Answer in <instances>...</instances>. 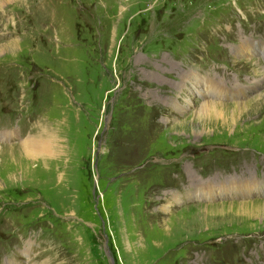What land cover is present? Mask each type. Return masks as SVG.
Segmentation results:
<instances>
[{"label":"rangeland","instance_id":"374dc122","mask_svg":"<svg viewBox=\"0 0 264 264\" xmlns=\"http://www.w3.org/2000/svg\"><path fill=\"white\" fill-rule=\"evenodd\" d=\"M1 5L0 264H264V0Z\"/></svg>","mask_w":264,"mask_h":264},{"label":"bare ground","instance_id":"6f19581e","mask_svg":"<svg viewBox=\"0 0 264 264\" xmlns=\"http://www.w3.org/2000/svg\"><path fill=\"white\" fill-rule=\"evenodd\" d=\"M3 1H8V0H0V7L2 6L1 5V2ZM5 3V2H4ZM7 47V46H6ZM15 47V44H10L8 45V48L9 49H14ZM262 50V49H261ZM262 68H260V71H261ZM259 71V72H260ZM260 73H263L264 74V69H262V71ZM262 75V74H261ZM263 76V75H262ZM190 78V77H188ZM185 81V80H184ZM190 83H193V86H196V79H190ZM211 84V83H210ZM209 86V85H208ZM211 87V86H210ZM215 87V86H214ZM207 88V87H206ZM210 90V89H209ZM212 90V89H211ZM198 91L200 92V95L204 97V101L201 102L199 104V112L198 114H196L195 116L199 117V116H211L212 114L213 115H216L217 114V109L219 107L222 106V104H218V103H215L212 101H210V99L206 98L205 97V94H204V90L201 89ZM218 91V90H217ZM214 92V91H213ZM217 94V93H216ZM211 95V94H210ZM209 96V95H208ZM263 96V97H262ZM213 97V96H211ZM259 98H257V101H260L262 99H264V94L263 95H259L258 96ZM256 99V98H255ZM250 104V103H249ZM245 105V104H244ZM240 106V105H239ZM247 106V105H246ZM238 107V106H237ZM245 110V109H244ZM46 130L47 129H42L39 134H37L38 136H36V138H32V139H27L25 141H23L20 145V148H18L19 150V154L20 155H24L25 157H28V158H41V159H50V158H53L55 157L59 152H60V149L57 148L58 144L56 143L55 141V137L53 138V136L50 134H47L46 133ZM43 132V133H42ZM52 132V131H51ZM42 133V134H41ZM55 142V143H54ZM59 143V142H58ZM59 147V146H58ZM61 148V147H60ZM2 149L0 148V151ZM51 161V159H50ZM46 162V161H45ZM257 184V183H256ZM261 185V182L258 183ZM256 187V186H255ZM254 187V188H255ZM239 191V190H238ZM251 191V189L247 192L249 193ZM207 195H211L212 193L211 192H207L206 193ZM243 205V204H242ZM241 208V207H240ZM239 208V209H240ZM243 208V207H242ZM240 215H245V213H241Z\"/></svg>","mask_w":264,"mask_h":264}]
</instances>
